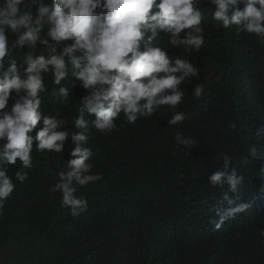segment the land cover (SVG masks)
Here are the masks:
<instances>
[{"label": "trees", "instance_id": "16d2710c", "mask_svg": "<svg viewBox=\"0 0 264 264\" xmlns=\"http://www.w3.org/2000/svg\"><path fill=\"white\" fill-rule=\"evenodd\" d=\"M205 36L206 46L187 58L209 77L207 64L214 65L215 79L206 85L207 94L198 103L184 96L180 107L189 120L168 125L171 112L164 110L138 119L135 125L121 116L116 130L97 139L95 129H90L96 155L89 162L94 164L92 173L101 172L103 179L78 188L76 194L88 200L86 213L71 217L60 205L61 194L50 191L71 140L63 154L33 150L28 181L17 184L0 213V253L12 247L24 257L22 264H264V237L259 235L264 228V202L226 220L221 235L215 236L209 219L212 209L222 211L226 206L221 201L227 185L212 187L208 181L228 155L237 172L250 170L240 187L246 191L259 187L264 44L256 37L250 39L253 35L228 33L215 25L206 27ZM162 40L167 46V37ZM171 51L185 55L182 49ZM84 95L85 90L76 88L70 103L48 98L44 106L48 111L60 110L69 130H75V108ZM85 118L95 117L86 114ZM176 133L196 141L191 155L173 146ZM253 146L257 156L242 163L243 156L253 158L249 155Z\"/></svg>", "mask_w": 264, "mask_h": 264}, {"label": "clouds", "instance_id": "9594fccd", "mask_svg": "<svg viewBox=\"0 0 264 264\" xmlns=\"http://www.w3.org/2000/svg\"><path fill=\"white\" fill-rule=\"evenodd\" d=\"M204 4L211 7L202 10ZM209 17L217 28L253 35L250 39L264 44V0H0V213L17 184L28 181L34 149L63 154L71 140L69 159L61 157L50 191L61 194L60 205L71 217H79L87 212L88 200L76 194L78 188L103 179L101 172L92 173L89 162L96 155L91 128L97 139L116 130L121 116L135 125L164 110L171 112L168 125L189 120L180 107L184 96L198 103L210 77L187 57L206 46ZM163 37L167 46H162ZM197 71L205 82H194ZM76 88L87 95L75 108V130L70 131L60 110L48 111L44 104L48 98L70 103ZM86 114L95 118L86 119ZM173 146L188 156L196 141L176 133ZM257 153L255 146L249 149L253 158ZM240 159L248 162L247 156ZM258 167L264 171L260 159ZM215 170L208 175L209 184L227 185L221 201L226 206L212 209L209 219L219 237L224 222L250 205L234 203L229 195L248 178L246 172L239 175L228 155ZM259 235L264 237V228Z\"/></svg>", "mask_w": 264, "mask_h": 264}, {"label": "bare ground", "instance_id": "6f19581e", "mask_svg": "<svg viewBox=\"0 0 264 264\" xmlns=\"http://www.w3.org/2000/svg\"><path fill=\"white\" fill-rule=\"evenodd\" d=\"M207 26L214 27V24L211 22V19L210 18H209V23L205 27H207ZM205 85H207V81H206ZM63 159L64 160H67L69 158L66 156ZM258 159H260L262 162H264V156L258 157ZM253 160H254V158L248 157V163L250 161H253ZM59 166H62V163ZM233 166L236 167V164H233ZM248 166H249V164L246 167H248ZM248 171H250V170L247 169V168L246 169L245 168L244 169L242 168L241 170L238 171V173H239V175H242L243 176L244 175V172H248ZM263 173L264 172L260 171L259 170V167H258V179L257 180H258V186L259 187H257L254 190H252V189L249 188V191H246V190L242 189V187H238L237 192L235 194H231V193L229 194L230 195V198L233 199V200H238L239 199V200L247 201L249 203V205H250V207H249L250 209H254L253 203H256L257 205L261 206V204L264 202V201H261L260 200V196H262L264 194L261 191V189H260V187L263 188V183H264V177L262 176ZM245 181H246V179L244 178L242 184H244ZM225 190L227 191V186L225 187ZM253 191H256V193L258 195H253L252 194ZM249 194L250 195H253V196H250Z\"/></svg>", "mask_w": 264, "mask_h": 264}, {"label": "rangeland", "instance_id": "374dc122", "mask_svg": "<svg viewBox=\"0 0 264 264\" xmlns=\"http://www.w3.org/2000/svg\"><path fill=\"white\" fill-rule=\"evenodd\" d=\"M213 68H215L214 65H212L211 63L207 64V70L210 73V78H209V81L207 83L208 85L210 83H212V81L215 79V77L211 73ZM217 68L219 69V67H217ZM205 92H206V88H205V90L202 91L201 95L204 96ZM22 258H24V257L18 256L15 253V250L12 247H10V248H7L6 250H4L0 253V264H22V261H23Z\"/></svg>", "mask_w": 264, "mask_h": 264}, {"label": "water", "instance_id": "95a60500", "mask_svg": "<svg viewBox=\"0 0 264 264\" xmlns=\"http://www.w3.org/2000/svg\"><path fill=\"white\" fill-rule=\"evenodd\" d=\"M198 72V71H197ZM196 78L197 79H195L194 80V82H196V83H203V82H205V79L203 78V74H200V72H198V75L196 76ZM194 89V86H192L191 88H190V91L192 92V90Z\"/></svg>", "mask_w": 264, "mask_h": 264}]
</instances>
